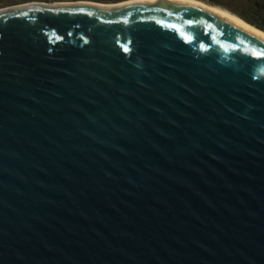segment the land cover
<instances>
[{
  "label": "water",
  "instance_id": "obj_1",
  "mask_svg": "<svg viewBox=\"0 0 264 264\" xmlns=\"http://www.w3.org/2000/svg\"><path fill=\"white\" fill-rule=\"evenodd\" d=\"M254 52L193 0L1 9L0 264H264Z\"/></svg>",
  "mask_w": 264,
  "mask_h": 264
},
{
  "label": "rangeland",
  "instance_id": "obj_2",
  "mask_svg": "<svg viewBox=\"0 0 264 264\" xmlns=\"http://www.w3.org/2000/svg\"><path fill=\"white\" fill-rule=\"evenodd\" d=\"M75 0H0V9L25 5L30 3H43V4H56V3H68L74 2ZM76 1H93V0H76ZM123 0H121L122 2ZM126 1V0H124ZM212 6H215L221 10L227 11L235 18L244 21L254 27H257L241 17V15L249 16L260 24L264 25L263 13L256 9L258 2H263V0H202ZM94 2L99 3H115L120 2L119 0H94ZM258 28V27H257ZM260 29V28H259ZM262 30V29H261ZM264 31V30H262Z\"/></svg>",
  "mask_w": 264,
  "mask_h": 264
},
{
  "label": "bare ground",
  "instance_id": "obj_3",
  "mask_svg": "<svg viewBox=\"0 0 264 264\" xmlns=\"http://www.w3.org/2000/svg\"><path fill=\"white\" fill-rule=\"evenodd\" d=\"M147 1H171V0H126V1H122V2H117V3H99V2H94V1H74V2H68V3H56L54 5H69V4H93V5H99V6H106V7H112V6H118V5H122V4H131V3H135V2H147ZM195 2H197L198 4H200L206 11L222 18V19H228L234 23L246 26L251 28L257 35V37L261 40H264V31H262L261 29L254 27L244 21H241L239 19H237V17L235 18L233 15H231L230 13H228L227 11L221 10L215 6H212L202 0H193ZM36 4H39V2H36ZM26 5V4H25ZM18 6H23V5H18ZM14 7V6H13ZM5 9V8H3ZM1 10V9H0Z\"/></svg>",
  "mask_w": 264,
  "mask_h": 264
},
{
  "label": "trees",
  "instance_id": "obj_4",
  "mask_svg": "<svg viewBox=\"0 0 264 264\" xmlns=\"http://www.w3.org/2000/svg\"><path fill=\"white\" fill-rule=\"evenodd\" d=\"M256 9H258L261 12V14L263 13V17H264V0H263V2H258V6ZM241 17L243 19H245L246 21H248L249 23H251V24L257 26L258 28L264 30L263 24H260L259 22L255 21L254 19L250 18L249 16L241 15Z\"/></svg>",
  "mask_w": 264,
  "mask_h": 264
},
{
  "label": "snow or ice",
  "instance_id": "obj_5",
  "mask_svg": "<svg viewBox=\"0 0 264 264\" xmlns=\"http://www.w3.org/2000/svg\"><path fill=\"white\" fill-rule=\"evenodd\" d=\"M189 23H191V22H189ZM124 51L127 52V51H129V49L127 47H125ZM254 55H256L257 57H264V52H254Z\"/></svg>",
  "mask_w": 264,
  "mask_h": 264
},
{
  "label": "crops",
  "instance_id": "obj_6",
  "mask_svg": "<svg viewBox=\"0 0 264 264\" xmlns=\"http://www.w3.org/2000/svg\"><path fill=\"white\" fill-rule=\"evenodd\" d=\"M69 1V0H68ZM76 1V0H75ZM94 1V0H93ZM120 2H121V0H119ZM124 1V0H123ZM115 3H117V2H115Z\"/></svg>",
  "mask_w": 264,
  "mask_h": 264
}]
</instances>
